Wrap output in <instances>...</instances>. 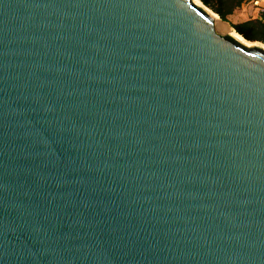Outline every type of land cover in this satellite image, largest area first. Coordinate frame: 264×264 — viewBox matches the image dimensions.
<instances>
[{"label":"water","instance_id":"1","mask_svg":"<svg viewBox=\"0 0 264 264\" xmlns=\"http://www.w3.org/2000/svg\"><path fill=\"white\" fill-rule=\"evenodd\" d=\"M261 44L194 0H0V264H264Z\"/></svg>","mask_w":264,"mask_h":264},{"label":"trees","instance_id":"2","mask_svg":"<svg viewBox=\"0 0 264 264\" xmlns=\"http://www.w3.org/2000/svg\"><path fill=\"white\" fill-rule=\"evenodd\" d=\"M205 6L212 9L221 20L227 22L236 9L242 7L247 0H200ZM234 30L250 42L264 44V20H249L233 24Z\"/></svg>","mask_w":264,"mask_h":264},{"label":"crops","instance_id":"3","mask_svg":"<svg viewBox=\"0 0 264 264\" xmlns=\"http://www.w3.org/2000/svg\"><path fill=\"white\" fill-rule=\"evenodd\" d=\"M232 17L239 19L236 24L249 20H264V0H247Z\"/></svg>","mask_w":264,"mask_h":264},{"label":"rangeland","instance_id":"4","mask_svg":"<svg viewBox=\"0 0 264 264\" xmlns=\"http://www.w3.org/2000/svg\"><path fill=\"white\" fill-rule=\"evenodd\" d=\"M194 2H195V3H198V2H199L198 5L201 6V7H202L204 10H206L208 13H210V14H212V15L215 13L212 9L208 8L207 6H205L200 0H198V2H196V1L194 0ZM239 9H240V8H239ZM237 10H238V9H236V11H237ZM236 11H235V12H236ZM235 12H234L232 15H234ZM215 15H216V13H215ZM232 15L228 17V21H227V22L221 20V18H220L219 15H218V20H217V22H216V30H217V32H218L219 34L224 35V36H225V35H230V34H231V31L234 30V28L232 27V25H233V24H236V22H237L239 19H238V18H233Z\"/></svg>","mask_w":264,"mask_h":264},{"label":"bare ground","instance_id":"5","mask_svg":"<svg viewBox=\"0 0 264 264\" xmlns=\"http://www.w3.org/2000/svg\"><path fill=\"white\" fill-rule=\"evenodd\" d=\"M196 2H198V0H195ZM199 3V2H198ZM197 3V4H198ZM206 11V10H205ZM210 14V13H209ZM214 19H215V25H216V22H217V20H218V15L216 14L215 15V13L212 15V14H210ZM231 36H233L235 39H237L239 42H241V43H243L244 45H246V46H256V45H259V46H263L261 43H259V42H255V43H253V42H250V41H248V40H246V39H244V37L243 36H241L240 34H238L235 30H232L231 31V34H230Z\"/></svg>","mask_w":264,"mask_h":264}]
</instances>
